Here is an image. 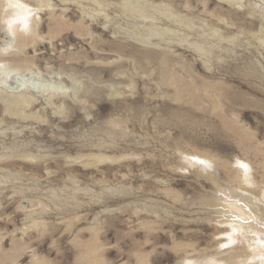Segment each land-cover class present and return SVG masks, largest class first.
<instances>
[{
  "label": "rangeland",
  "instance_id": "rangeland-1",
  "mask_svg": "<svg viewBox=\"0 0 264 264\" xmlns=\"http://www.w3.org/2000/svg\"><path fill=\"white\" fill-rule=\"evenodd\" d=\"M23 3L27 31L0 23V264H264V0ZM235 205L254 219L223 243Z\"/></svg>",
  "mask_w": 264,
  "mask_h": 264
},
{
  "label": "bare ground",
  "instance_id": "bare-ground-1",
  "mask_svg": "<svg viewBox=\"0 0 264 264\" xmlns=\"http://www.w3.org/2000/svg\"><path fill=\"white\" fill-rule=\"evenodd\" d=\"M16 36V31L15 32H13L12 33V36ZM193 159L194 160H196V161H198V162H200L201 163V165H202V163L205 165V166H211L212 164H211V162L209 161V160H207V159H205V158H200V157H198V156H193ZM238 164L240 165L239 166V168H238V170H240V172H243V173H248V170L251 172V167H250V165L249 164H247L246 162H244V161H242V160H240V161H238ZM203 165V166H204ZM247 176V175H246ZM248 177V176H247ZM240 202V201H239ZM237 208H236V210H237V212H239L240 214H241V216H240V220L239 221H237V223L238 224H236V222H235V224H232L231 225V229H230V231H228L227 233H225L227 236V239H225L224 240V242L223 243H227V242H232L233 244L235 243V242H238V240L240 239V236L242 235L243 236V234L244 233H246V231L248 230L249 231V227H247L249 224L248 223H246V222H249L250 220H252V219H254L253 218V214L250 212V213H248L244 208L243 209H239L238 208V206L237 205H235ZM245 207V206H244ZM258 219V218H257ZM256 220V219H255ZM261 227V226H260ZM253 228V227H252ZM263 228V227H262ZM264 229V228H263ZM255 230V229H254ZM262 231V230H261ZM254 232H256V231H253V236H254ZM250 233V234H251ZM255 234H257V235H260L261 233H259V232H257V233H255ZM263 234V233H262ZM261 234V235H262ZM248 235V234H247ZM244 236H245V234H244ZM264 236V235H263ZM255 237V236H254ZM253 238V237H252ZM242 239V238H241ZM253 240L255 241V243H254V249H252V250H254V252H255V254L254 255H256V256H258V257H260L259 259H261L260 261L262 262H264V239L263 238H253ZM253 246V245H252ZM251 247V246H250ZM250 250H251V248H250ZM261 251V252H260ZM258 257H257V259H258ZM253 259H254V257H253ZM256 259V258H255ZM254 259V260H255ZM256 259V260H257ZM245 264H247V263H245Z\"/></svg>",
  "mask_w": 264,
  "mask_h": 264
},
{
  "label": "clouds",
  "instance_id": "clouds-1",
  "mask_svg": "<svg viewBox=\"0 0 264 264\" xmlns=\"http://www.w3.org/2000/svg\"><path fill=\"white\" fill-rule=\"evenodd\" d=\"M5 15L0 19L4 31L8 34L16 30L27 31L30 28L33 10L23 0H4Z\"/></svg>",
  "mask_w": 264,
  "mask_h": 264
}]
</instances>
